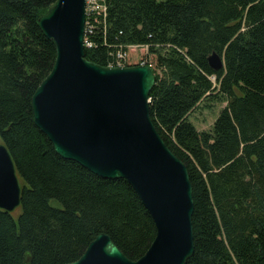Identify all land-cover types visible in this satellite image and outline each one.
Returning <instances> with one entry per match:
<instances>
[{"label":"trees","instance_id":"trees-1","mask_svg":"<svg viewBox=\"0 0 264 264\" xmlns=\"http://www.w3.org/2000/svg\"><path fill=\"white\" fill-rule=\"evenodd\" d=\"M56 1L0 0V141L21 187L15 213L0 210V264H70L100 234L137 261L156 230L133 189L62 159L33 123L55 60L37 20ZM103 3L86 18L85 59L126 67L135 49L153 69L150 118L192 187L186 264H264V0ZM206 103L225 106L197 132L188 118Z\"/></svg>","mask_w":264,"mask_h":264},{"label":"water","instance_id":"water-1","mask_svg":"<svg viewBox=\"0 0 264 264\" xmlns=\"http://www.w3.org/2000/svg\"><path fill=\"white\" fill-rule=\"evenodd\" d=\"M85 0H57L37 20L53 42L50 73L31 98L35 127L62 159L106 180H124L150 215L156 235L137 261L100 234L70 264H186L194 252L193 197L185 165L166 147L149 113L152 67H102L85 59ZM214 70L223 68L215 53ZM21 187L0 144V210L13 213Z\"/></svg>","mask_w":264,"mask_h":264},{"label":"rangeland","instance_id":"rangeland-1","mask_svg":"<svg viewBox=\"0 0 264 264\" xmlns=\"http://www.w3.org/2000/svg\"><path fill=\"white\" fill-rule=\"evenodd\" d=\"M141 54L142 52L139 50L130 49L128 52L129 57L127 63L129 65L141 64L142 62L141 61L142 57H140ZM224 106L225 104H221V103L201 104L193 113H191V115L188 118V122L193 126V128L197 132L209 131L211 129V126L213 125V122L216 120L221 109Z\"/></svg>","mask_w":264,"mask_h":264},{"label":"built area","instance_id":"built-area-1","mask_svg":"<svg viewBox=\"0 0 264 264\" xmlns=\"http://www.w3.org/2000/svg\"><path fill=\"white\" fill-rule=\"evenodd\" d=\"M104 0H85V12H86V18L87 16H90L92 14H104L105 13V6H104ZM85 34H86V22H85ZM88 46V43H86L85 40V47ZM118 60H120L122 58L121 55L117 56ZM118 67H124L123 63L118 62L117 63ZM137 65H147L143 62H141V64H137ZM150 66V65H148ZM151 67V66H150Z\"/></svg>","mask_w":264,"mask_h":264}]
</instances>
